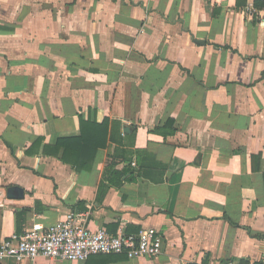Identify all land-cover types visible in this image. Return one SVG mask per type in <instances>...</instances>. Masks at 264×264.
Listing matches in <instances>:
<instances>
[{
  "label": "crops",
  "instance_id": "crops-1",
  "mask_svg": "<svg viewBox=\"0 0 264 264\" xmlns=\"http://www.w3.org/2000/svg\"><path fill=\"white\" fill-rule=\"evenodd\" d=\"M247 6L0 0V244L70 211L164 237L157 257L0 264L264 263V0ZM81 116L109 139L77 172L45 149L80 136Z\"/></svg>",
  "mask_w": 264,
  "mask_h": 264
},
{
  "label": "built area",
  "instance_id": "built-area-1",
  "mask_svg": "<svg viewBox=\"0 0 264 264\" xmlns=\"http://www.w3.org/2000/svg\"><path fill=\"white\" fill-rule=\"evenodd\" d=\"M256 1L247 0L248 10L255 9ZM163 244V235L154 227L143 228L137 233L112 234L104 228L92 229L81 213L70 211L54 224H37L3 241L0 244V262L8 257L34 261L40 256L86 261L100 254L140 259L159 256Z\"/></svg>",
  "mask_w": 264,
  "mask_h": 264
},
{
  "label": "trees",
  "instance_id": "trees-1",
  "mask_svg": "<svg viewBox=\"0 0 264 264\" xmlns=\"http://www.w3.org/2000/svg\"><path fill=\"white\" fill-rule=\"evenodd\" d=\"M173 126V121L169 120L163 128H156L154 131L158 133L167 134L166 131L169 127ZM80 131L81 135L72 138L59 139L54 146H47L45 151L52 149L51 154L58 156L61 149L63 154L61 160L64 163L72 165L77 172L90 171L93 167L96 153L98 149L104 148L107 145L109 139V124L108 120L102 123L92 122L90 120H84L80 117ZM174 129L169 130V134H173ZM117 162L115 159L109 160L105 168L103 181L99 189V199H102L103 195L108 191L111 184V174H117L114 170ZM109 180L110 185L105 184V180ZM203 264H207L204 262ZM258 264H264L258 263Z\"/></svg>",
  "mask_w": 264,
  "mask_h": 264
},
{
  "label": "water",
  "instance_id": "water-1",
  "mask_svg": "<svg viewBox=\"0 0 264 264\" xmlns=\"http://www.w3.org/2000/svg\"><path fill=\"white\" fill-rule=\"evenodd\" d=\"M9 195H16L17 198H22L24 196V192L22 188L12 187L9 189Z\"/></svg>",
  "mask_w": 264,
  "mask_h": 264
}]
</instances>
